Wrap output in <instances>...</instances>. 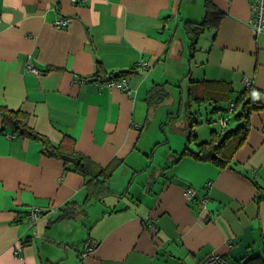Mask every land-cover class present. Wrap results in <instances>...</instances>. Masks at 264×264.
Segmentation results:
<instances>
[{
	"label": "crops",
	"instance_id": "0c3cea01",
	"mask_svg": "<svg viewBox=\"0 0 264 264\" xmlns=\"http://www.w3.org/2000/svg\"><path fill=\"white\" fill-rule=\"evenodd\" d=\"M208 1L221 16L192 52L188 25L203 22L206 0H0V107L107 168L88 185L0 114V264H207L216 253L245 264L264 256V33L251 26V0ZM62 18L70 24L58 27ZM120 73L128 90L109 85ZM244 77L253 85L246 98L260 108L240 145L223 149L233 155L226 165L202 160L200 144L224 136L223 117L229 130L244 123L228 110ZM172 82L179 112L177 91L155 124ZM198 101L205 112L197 119ZM160 147L170 163L154 164ZM33 206L45 210L35 225ZM91 239L97 246L83 257Z\"/></svg>",
	"mask_w": 264,
	"mask_h": 264
},
{
	"label": "trees",
	"instance_id": "16d2710c",
	"mask_svg": "<svg viewBox=\"0 0 264 264\" xmlns=\"http://www.w3.org/2000/svg\"><path fill=\"white\" fill-rule=\"evenodd\" d=\"M206 14L203 22H198L188 25V32L192 40L191 48L194 52L196 43L200 33L204 30V27L208 26L213 19H218L221 14L220 12L208 1L206 0ZM128 73H120L117 75H112L111 78H120L126 76ZM109 78V79H111ZM108 79V80H109ZM251 89L244 88V91L239 96L235 102L238 109V103H241V110H237L235 115L236 118L242 119L244 123L240 124L235 130H227L222 138H218L216 132L214 133V139L208 143H201L199 148L200 152L197 155L202 160L211 159L220 163L221 165H226L228 161L232 158V153L229 155L224 154V150L227 147L237 148L244 139V133L246 131V122L252 111L260 108V105L254 103L252 99L246 98V93ZM199 102V101H198ZM230 105V104H229ZM228 106V110H229ZM0 114L4 117V121L15 127V132L18 135L31 137L37 139L41 142L44 153L49 156L58 157L64 160L65 165L68 168L74 169L86 177V183L91 184L98 176L99 173L105 171L107 168L101 167L97 162L92 160L86 154L80 152L76 149L74 142L65 141L62 143H54L45 135L36 132L29 124L27 114L20 111H15L7 107H0ZM224 118V117H223ZM229 120V119H228ZM226 128V127H225ZM223 128V129H225ZM191 138V137H190ZM219 140V143L216 142ZM214 153L217 155L214 156ZM120 161H112L110 166H108V173L106 180L110 178L111 174L115 171ZM225 258V257H224ZM226 259V258H225ZM227 263V260L225 264ZM245 264H264V256H255L250 258Z\"/></svg>",
	"mask_w": 264,
	"mask_h": 264
},
{
	"label": "built area",
	"instance_id": "2783aa9c",
	"mask_svg": "<svg viewBox=\"0 0 264 264\" xmlns=\"http://www.w3.org/2000/svg\"><path fill=\"white\" fill-rule=\"evenodd\" d=\"M251 8H252V12H253V17L250 21L251 26L253 28V31L256 34H260V33H264V0H251ZM70 18H62L56 21V25L58 27H63V26H68L70 24ZM142 69H146L148 67L146 62H142L140 64ZM33 70L36 71V69L33 68ZM38 72V71H37ZM127 78L122 77V78H111L109 79V85L111 86H120L126 90H128V88L126 87V83H127ZM243 84L245 88L251 89L252 88V80L249 77H244L243 79ZM229 112L231 114H234L237 112V107L235 102H231L229 105ZM228 117H224L221 119V127L225 128L228 122ZM185 196L187 198H191V197H195L196 196V191L188 188L185 191ZM45 210L43 207H39V206H33L30 209L29 215L31 218L32 223L35 225L37 223V221L43 216ZM97 246V242L94 239H91L85 249H84V253L82 254L83 257H85L89 252H91L95 247ZM226 259L221 255V254H213L209 257L207 264H225Z\"/></svg>",
	"mask_w": 264,
	"mask_h": 264
},
{
	"label": "rangeland",
	"instance_id": "374dc122",
	"mask_svg": "<svg viewBox=\"0 0 264 264\" xmlns=\"http://www.w3.org/2000/svg\"><path fill=\"white\" fill-rule=\"evenodd\" d=\"M183 56H186V52L183 54ZM178 59H181V57H178ZM177 65L178 66H180L179 65V63H176V62H173V60H170L169 61V63H168V66L171 68V69H174V70H176L177 69ZM174 87V90H173V87ZM168 91H169V95H170V97L168 98V100H167V102L164 104V105H166L165 107L164 106H161L160 108H158L157 110H154V120H155V124H156V122L159 120V121H161V120H165V118H166V116H168V115H166V113L167 112H169V111H167L166 109H168L169 110V108H172L173 107V105H171V104H174L175 103V98H176V96H175V92H176V94H177V91H178V94H179V96L177 95V102H176V106L172 109V112H179V101H178V99L180 98L181 99V90H180V88H179V86H178V84L176 83H171V85L168 87ZM193 105H192V107H193V109H195V111H194V114H195V116L197 117V119L199 118V117H201L202 115H200L201 113L202 114H204V112H205V110H204V104L203 103H199V102H194V103H192ZM183 105H185L184 103H183ZM156 106V105H155ZM183 108H186L187 109V107L186 106H183ZM182 116H186L187 117V114H186V112H183L182 113ZM181 119H183V121L185 120V118H181ZM216 120H218V119H216ZM178 123V125H180V123H181V121H178L177 122ZM231 125L232 124H230V126L228 127V128H226V129H224L223 131H224V133L227 131V130H229V128L231 127ZM165 126L168 128V126H167V124H165ZM215 126H217L218 127V125L217 124H215ZM220 130L221 129H223L222 127H221V123H220ZM154 129V128H153ZM162 129V128H161ZM174 146H179L180 145V143H178V140L177 139H175L174 137H173V143H172ZM161 154V147L159 148V150H158V153H157V156H156V161H155V163L154 164H157V165H161V164H167V163H170L169 162V158L168 157H166L167 155H160Z\"/></svg>",
	"mask_w": 264,
	"mask_h": 264
}]
</instances>
